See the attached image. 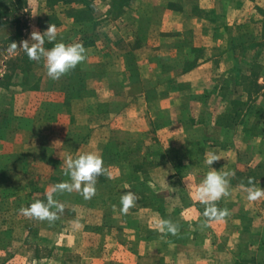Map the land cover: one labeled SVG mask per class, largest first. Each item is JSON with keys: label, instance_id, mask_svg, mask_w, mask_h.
Masks as SVG:
<instances>
[{"label": "rangeland", "instance_id": "1", "mask_svg": "<svg viewBox=\"0 0 264 264\" xmlns=\"http://www.w3.org/2000/svg\"><path fill=\"white\" fill-rule=\"evenodd\" d=\"M126 1L131 0H93L87 8L76 3L47 5L45 0H26L23 7H17V0L13 5L9 4L7 24L0 25V138L11 144L13 135L2 133L3 130L18 128L26 131L31 129L33 132L22 140L31 144L28 151L19 150L16 155L14 151L20 149V145L9 146L8 153L14 154L0 156V264H139V261L141 264H151L149 259L141 261V258L146 257L136 254L141 248L134 244L128 231L121 229L123 226L134 229L139 222H157L160 225L162 221H171L176 225H183L190 219L194 223L207 220L203 214L193 215L189 219L188 215L180 212L170 213V209L178 207L180 203L160 196L162 192H156L150 185L149 171L152 166L149 157L154 152H159L157 156H161L163 148L159 139L158 141L156 137L150 136L145 138L147 135H142L141 142L135 141V144L131 141L133 135H123L121 140L117 136L111 137V142L102 151L105 171L97 178L95 196L84 199L75 191L54 194L53 199L62 206V211L52 209L59 217L55 222L40 221L20 213L22 207L27 208L37 200L47 203L45 194L51 192L54 185L62 181L70 182V177L64 175L67 170L65 161L69 155L67 141L74 142L77 137L75 135H78L77 142L84 140L87 134L83 130L81 133H71L67 135V141H62L60 145L54 141V135L41 138L36 134L37 113L35 116L34 113H9L18 106L21 92L32 90L35 87L31 86L33 80L37 79L38 74L47 75V69L43 58L40 61H31L23 50H18L15 55H9L6 50L12 42L19 46L22 40H29L31 45L30 33L34 29L43 33L49 24H55L56 39L49 42L45 37L43 47L46 50L60 42L66 45L81 43L84 47L93 49L91 51L101 63L103 60L110 61L117 58L119 47L126 45L123 38L137 24L133 20V14L123 7ZM138 1L141 6L137 12L143 18L159 14L160 7L152 6L150 0ZM151 1L159 3L166 0ZM183 2L184 0H168V6L180 9ZM233 9L238 12L228 11L225 3L220 6V16L223 19L217 22L219 26L216 29V40L211 41L209 46L222 56V68L221 71L211 68L201 73L199 79L204 84H187L191 80H187L186 84L170 81L175 76L188 72L199 63V59H203L199 50L189 48V45L184 47L185 54L177 55L174 62L149 60L143 61L139 67L127 55L126 58L131 63L129 62L124 71L108 69L104 72L105 77L111 76V79L115 75L123 74L130 83L138 80H134L135 73L136 76L141 74L142 78L151 74L149 68L154 63L159 74L158 80L166 81L169 78L166 85L145 89L144 86H135L134 90L142 88L146 95L147 113L152 115L150 118L145 117L147 124L150 121L155 130L174 128L181 140L182 136L186 137L182 140L186 145L180 150L182 157L178 153L179 161L192 157L190 149L197 145L195 138L201 139L203 136L199 133V126L203 122L207 124L216 120L226 127L234 122L239 123L240 132L210 133L205 146L208 147L209 142L215 144L216 137L219 138L215 140L216 144L222 150L239 148L241 143L244 144L240 137L246 136L249 146L247 153L231 156L234 161L231 172L235 174L232 180L238 186L248 185V178L252 177L256 187L264 188V0H258V4L249 1L242 8L237 5ZM191 13L207 18L215 14L201 13L197 6L192 8ZM123 17L125 21L121 20ZM227 17L232 21L229 27L224 21ZM234 18H237L238 24L233 23ZM142 21L144 26L149 24ZM219 29L221 32H218ZM144 40L142 36L139 42ZM209 55L213 56V53L204 54L206 59L211 58ZM89 57L90 53L87 52L85 61L78 64L75 70L85 71V62L89 63ZM132 62H136L135 65ZM50 80L47 75L42 83L46 86ZM131 90L132 94L133 87ZM246 96L248 100L244 101L243 97ZM161 100L165 102L161 104ZM18 114L21 117L27 115L29 118H19ZM207 114L210 115L209 118ZM175 122L178 124L173 127ZM162 135L165 137H161V141L172 138L171 134ZM175 136L177 134L173 135ZM170 141L177 144V140L174 142L173 138ZM76 143L72 144V151L78 145ZM184 143H181L182 146ZM200 144H203L201 140ZM80 155L82 154L72 158ZM184 166L185 164L177 167L179 175ZM196 169L198 171L195 170L194 173H204L202 166ZM205 171L207 173V167ZM203 180L197 182V188ZM129 191L135 193L138 200L125 215L120 211V198ZM263 202L264 198H261L252 202V205L264 207ZM238 206V203L221 205L231 215L237 212ZM148 208L157 213L145 211ZM139 209L142 210L135 213ZM255 213V216L247 215L249 235L246 231L242 238L248 236L250 239L264 241V211ZM254 218L259 221L254 222ZM153 234L159 235L158 232ZM152 235L147 230V238ZM238 261V264H264L255 262L253 253L249 252L244 253Z\"/></svg>", "mask_w": 264, "mask_h": 264}, {"label": "crops", "instance_id": "2", "mask_svg": "<svg viewBox=\"0 0 264 264\" xmlns=\"http://www.w3.org/2000/svg\"><path fill=\"white\" fill-rule=\"evenodd\" d=\"M249 1L258 4V0H184L181 8L175 9L168 6V0L159 3H153L150 0L149 3L152 6L160 7V12L159 14H153V16L148 15L145 18L137 12L141 6L138 0L126 1L123 7L133 14V20L137 24L130 28L128 36L123 38L126 45L119 47L117 58L110 61L103 60V63H101L99 59L95 58L94 53L91 51L93 49L85 47L87 52L90 53L89 63L85 62L87 65L85 71L80 72L74 69L67 76H62L61 80L51 79V82L46 86L45 83H42V80L44 81L45 76H47L46 73H43V75L38 74L37 79L31 83V86L35 87L32 90L21 92L18 106L9 113H34V116L37 113L38 126L36 134L41 138L54 135V141L60 143V145L62 141H67V135L81 133L83 130L87 134L84 140L77 142L78 135H75L77 137H75L74 142L67 141L69 143L68 157L71 158L74 155L87 153L102 156L103 149L113 136H117V139L121 140L123 135L129 137L133 135L131 139L133 144L136 143L135 141L137 143L141 142L142 135H147L145 138H149V136L156 137L157 140H160L158 141L163 148V152L160 153L161 156H157L159 152L157 154L154 152L149 157L152 166L149 171L150 185L155 188L156 192H162L160 196L180 203L178 207L170 209V213L180 212L188 215L189 219L193 218V215L203 214L206 204L201 202L195 193L198 189L196 187L197 182L200 179H205L203 176H206L212 168L221 174L231 172L234 164L231 156L244 155L249 147L246 136L240 137L244 144L241 143L239 148L222 150L216 144L215 140H219L216 137H214L215 144L209 142L213 144L208 143V147H206L207 136L210 133L216 134L222 131L240 132V124L234 122L231 124L232 127L234 126L232 128L231 126H221L216 120L209 121L207 124L203 122L204 124L202 123L203 125L199 126V130H201L199 133H202L203 136L201 139L195 138L197 145L190 149L192 157L186 160L182 158V163V161H179L178 153L181 155L180 150L186 146L182 142L186 137L182 136L181 140L180 135L174 132V128L167 127L155 130L151 127L150 121L147 124L145 117L149 116L150 118L152 115L147 113L146 95L142 88L137 91L134 90L135 86H144L145 89L146 87L166 85L169 78L166 81H159L157 66L154 63L149 68L151 74L142 78L141 74L136 76L135 73L134 80L138 79L139 81L135 80L130 83L125 80L123 74L121 76L120 74L115 75L111 79V76L105 77L104 71L108 69L118 70V72L119 69L124 71L130 62L126 58L127 55L131 57V60L136 61V65H139V67H141L140 64L143 61L147 62L149 60L163 63L174 62L177 55L185 54L186 48L184 47L189 45V48L198 49L203 55L201 56L203 59H199V63L191 69L189 68L188 72L181 73L170 81L171 83L186 84L187 80H191L188 81L191 83L187 84H204L202 79H199L201 73L211 68L221 71L222 68V56L219 52L215 53V48L209 46L211 41L216 40V29L219 26L217 22L223 19L220 16V6L225 3L228 11L238 12L233 8H236L237 5L242 8ZM195 6L198 7L201 13L213 12L215 14L211 18L204 15L196 16L191 13L192 8ZM121 20L125 21L126 19L123 17ZM142 20L149 22V24L144 26ZM232 20L233 23L238 24L237 18ZM224 21L228 27L232 23L228 17ZM218 32H221V29ZM119 33L121 34V28ZM142 36L145 40L139 42ZM211 53H213V56L209 55L211 58L206 59L204 54ZM136 62H132L133 65ZM170 68L172 69V67ZM76 75L78 77H74ZM130 86L133 87L134 92L132 94L130 93L132 91ZM243 99L244 101L248 100L247 96ZM164 102L165 100L160 101L161 104ZM213 114L215 116V113ZM17 116L19 118L27 117V115L21 117L20 114ZM207 117L209 118L210 115L207 114ZM176 124L178 122L172 124L173 127ZM31 132H33L31 129L26 131L18 128L3 130L2 133L13 135V139L10 144L0 138V156H9L14 152L18 155L19 150L22 152L28 151L31 144L25 141L22 142V140ZM182 133L185 135L183 130ZM162 134H171L173 141L177 140V144L172 143L170 141L172 138L169 139V137L168 140L161 141V137H165ZM174 134H177V136L173 137ZM200 140L203 144H200ZM74 143L77 146L75 145L76 147L72 151L71 146ZM181 143H184V145L182 146ZM116 144L119 145L120 143ZM18 145H20V149L8 153L9 146L17 147ZM208 151L214 152L220 158L212 166L205 163V154ZM158 158H160L159 161ZM184 164V169L179 175L177 167ZM201 166L204 168V173H194L197 170L196 167ZM206 167L207 173L205 171ZM137 174L139 173L137 172ZM228 180L230 194L216 201L215 206L216 203L218 209H223L221 205L235 203L240 204V206H238L235 214H230L223 220L212 221L205 226V222L194 223L190 219L188 223L184 222L183 225L177 224L179 231L175 235L163 228L162 224L158 225L157 222H153L154 224L139 222L134 229L123 226L121 229L128 231L127 233L131 234L130 238L134 244L141 248L138 249L136 254L139 257H146L141 258V261L149 259L151 264H238V260L242 255L249 252L253 253L255 262L263 263L264 241H258L255 238L250 239L248 236L242 237L246 231L249 235L250 226L246 221L247 215L255 216V212L264 211V207H253L252 202L247 199L248 185L238 186L232 180V176H229ZM262 205H264V202ZM140 210L142 209L137 210L135 213L140 212ZM145 211L156 212L150 208L145 209ZM254 219H251V221ZM256 221H259V219L254 220V222ZM147 230H149L150 235L153 232H158L159 235L153 234L147 238ZM163 231L166 232L162 233ZM139 264H141L140 261Z\"/></svg>", "mask_w": 264, "mask_h": 264}, {"label": "clouds", "instance_id": "3", "mask_svg": "<svg viewBox=\"0 0 264 264\" xmlns=\"http://www.w3.org/2000/svg\"><path fill=\"white\" fill-rule=\"evenodd\" d=\"M57 28L55 24H49L47 30L41 33L34 29L30 33V40H22L18 46L16 42L10 43L7 48L9 55L17 54L18 50H23L28 59L31 61L45 60V67L47 75L53 80H59L62 76L74 70L78 64H81L86 59L87 50L81 43L65 44L63 42L56 43L50 50H46L43 45L45 37L48 41L56 39ZM205 163L212 166L214 162L220 160L219 156L212 151L206 152ZM66 171L64 175L70 177L69 181H62L54 185L51 192L45 194L47 203L37 200L27 208H21L20 213L26 217L34 218L40 221L55 222L59 217L56 211H62V206L53 199L56 193L64 192H79L84 199H91L96 194L97 178L104 174V162L101 156L95 153H87L73 159L68 157L65 161ZM232 172H224L221 174L212 168L199 185L197 189V197L201 202L206 204L203 215L207 218V223L212 221H220L230 215L227 208L218 209L215 202L221 198L228 196L229 193V176H234ZM247 184V199L250 202H255L264 198V188L256 187L255 180L252 177L248 178ZM138 197L135 193L129 191L124 193L120 198L122 207L120 211L122 214H127L129 210L135 206ZM115 210V205L113 206ZM162 227L166 228L168 232L175 235L179 229L178 226L171 221H162Z\"/></svg>", "mask_w": 264, "mask_h": 264}, {"label": "trees", "instance_id": "4", "mask_svg": "<svg viewBox=\"0 0 264 264\" xmlns=\"http://www.w3.org/2000/svg\"><path fill=\"white\" fill-rule=\"evenodd\" d=\"M16 0H0V25H4L8 20V12L10 10L9 4L13 5ZM91 1L93 0H45L47 5H57L62 3L64 5H71L76 3L77 5H81L85 8L91 5ZM26 3V0H17V7L25 6L23 4ZM79 13H82L81 11Z\"/></svg>", "mask_w": 264, "mask_h": 264}]
</instances>
